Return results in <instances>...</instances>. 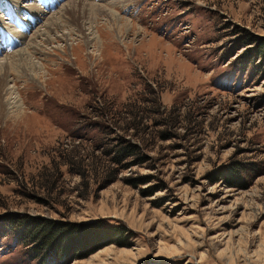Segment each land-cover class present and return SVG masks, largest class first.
<instances>
[{"label":"rangeland","instance_id":"374dc122","mask_svg":"<svg viewBox=\"0 0 264 264\" xmlns=\"http://www.w3.org/2000/svg\"><path fill=\"white\" fill-rule=\"evenodd\" d=\"M110 1L0 0V264H264V0Z\"/></svg>","mask_w":264,"mask_h":264},{"label":"trees","instance_id":"16d2710c","mask_svg":"<svg viewBox=\"0 0 264 264\" xmlns=\"http://www.w3.org/2000/svg\"><path fill=\"white\" fill-rule=\"evenodd\" d=\"M122 141L125 142L118 148H115V160H123L127 156L136 153L138 145L135 143H130L128 140L122 138ZM228 172L230 174H228ZM228 174V175H227ZM239 173H232L231 170L225 172V178H228V182L234 185H238L235 181L239 180ZM37 220L34 221V223ZM33 224V223H32ZM31 225V224H30ZM29 225V226H30ZM71 224L68 222H58L55 220H46L42 223L37 224V227L28 232L31 235H38V245L39 251L44 249L54 250L57 255L62 251L71 250L73 247L76 248L77 252L75 253L74 258L77 257V254L80 250H87V254H90L95 249H92L93 246L85 247V243L90 241L91 245L94 244V241L101 238V233H104L100 226L97 227H86L83 229H73L70 227ZM28 228V227H27ZM107 230H117L111 227H105ZM104 229V228H103ZM94 239V240H92ZM93 243V244H92ZM88 246V245H87ZM79 247V248H78Z\"/></svg>","mask_w":264,"mask_h":264},{"label":"bare ground","instance_id":"6f19581e","mask_svg":"<svg viewBox=\"0 0 264 264\" xmlns=\"http://www.w3.org/2000/svg\"><path fill=\"white\" fill-rule=\"evenodd\" d=\"M71 3H69V4H66V3H63L62 4V7L63 8H67V6H75V5H77V4H79V3H82V2H85L86 0H69ZM116 3V1H110V4H112V5H114ZM83 5H84V3H82ZM85 4H87V3H85ZM90 4V3H89ZM91 5L93 6V5H96V4H94L93 2L91 3ZM93 9H94V7H93ZM107 9V11L105 12V13H110V14H114L115 16H117V15H119L113 8H106ZM94 10H96V9H94ZM100 11V10H99ZM102 14H103V12H102ZM51 33V32H50ZM23 38H25V35H23ZM91 39L90 38H88L87 39V41L89 42ZM34 44V43H33ZM30 45V44H29ZM36 45V44H35ZM28 49V48H27ZM37 49V48H36ZM27 51L28 50H26V48L24 49V48H22V49H19V50H16L15 52H16V54L18 55V57L19 58H17L18 59V61L20 62L21 60H23L24 59V54L25 53H27ZM28 54H29V52H28ZM29 56V55H28ZM10 59V58H9ZM26 60H28V59H26ZM24 61V60H23ZM19 62H17V65H18V63ZM11 65H12V63H10ZM8 65H9V61H8V59L6 58V57H4L2 60H0V71L1 72H3L5 69V66H7L8 67ZM10 66V65H9ZM12 66H14V68L16 67V65H15V63H14V65H12ZM19 66V65H18ZM13 68V69H14ZM7 69V68H6ZM11 69V68H10ZM19 69V68H18ZM22 68L20 67V71L22 72ZM25 70H28L27 68H25ZM5 74V73H4ZM1 76V75H0ZM1 79V78H0ZM11 81V80H10ZM9 77H6L5 78V80L3 81V87H2V91H3V95L6 97L5 99H6V103L8 104V105H10V104H17V103H15L14 101H13V98L15 99L16 98V92L17 91H15V88H14V86H10L9 84ZM18 98V97H17ZM18 102V101H17ZM19 105V104H18ZM17 105V106H18Z\"/></svg>","mask_w":264,"mask_h":264}]
</instances>
